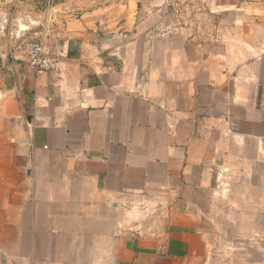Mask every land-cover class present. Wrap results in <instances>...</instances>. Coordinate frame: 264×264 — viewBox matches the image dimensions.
Returning a JSON list of instances; mask_svg holds the SVG:
<instances>
[{
  "label": "crops",
  "instance_id": "1",
  "mask_svg": "<svg viewBox=\"0 0 264 264\" xmlns=\"http://www.w3.org/2000/svg\"><path fill=\"white\" fill-rule=\"evenodd\" d=\"M25 1L59 62L0 57V264H208L222 160H264V0Z\"/></svg>",
  "mask_w": 264,
  "mask_h": 264
},
{
  "label": "rangeland",
  "instance_id": "2",
  "mask_svg": "<svg viewBox=\"0 0 264 264\" xmlns=\"http://www.w3.org/2000/svg\"><path fill=\"white\" fill-rule=\"evenodd\" d=\"M27 1L0 0V57L24 56L18 48L20 26L31 15ZM27 12V13H26ZM12 51V52H11ZM216 195L203 227L211 237L208 264H264V160H222Z\"/></svg>",
  "mask_w": 264,
  "mask_h": 264
},
{
  "label": "built area",
  "instance_id": "3",
  "mask_svg": "<svg viewBox=\"0 0 264 264\" xmlns=\"http://www.w3.org/2000/svg\"><path fill=\"white\" fill-rule=\"evenodd\" d=\"M170 1L179 2L180 0ZM52 9L51 3L48 2L43 10V19L38 21L37 25L29 21L31 27L20 26L17 36L20 39L18 48L24 54L29 65L37 72L53 70L59 62L56 51L49 48L54 23V18L51 16ZM34 27H40L41 31L31 36L30 33Z\"/></svg>",
  "mask_w": 264,
  "mask_h": 264
}]
</instances>
